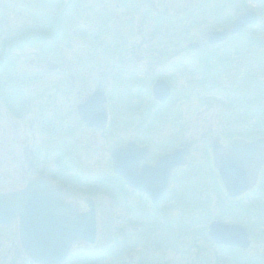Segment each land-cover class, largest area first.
<instances>
[{"label": "flooded vegetation", "instance_id": "obj_1", "mask_svg": "<svg viewBox=\"0 0 264 264\" xmlns=\"http://www.w3.org/2000/svg\"><path fill=\"white\" fill-rule=\"evenodd\" d=\"M235 1L238 0L229 2L235 4ZM252 1L258 7L257 10L253 8L258 15V24L264 26V0ZM64 2L65 0L63 2L59 0L58 4ZM206 2L208 4L204 9L208 10L206 21L214 24L208 32L207 43L210 46H218L236 37H241L251 27L258 25H247L223 40L211 41V34L230 28L237 16L247 8L243 11L239 10L234 17L230 16L227 23L216 26V20L220 19V10H223L224 0L217 1L218 4L221 3L217 11L214 9V3L211 5L208 0L202 2L201 9L204 8ZM78 3V0H69L64 3V12L60 17L61 26L67 23L69 15L77 13ZM250 37L254 35L247 36V39H240L238 47H257L259 39L253 41ZM88 40L85 42L94 46L96 45L93 43L96 42L98 46L104 43L103 40L96 39V35ZM4 41L5 45L3 41L0 42V264H3L2 259L7 261V258L10 259L11 264H37L33 263L28 255L20 234H56V231H52L51 225H48L43 233L26 231L21 226L20 222L24 221L26 212L24 205L30 202L32 204L47 203L46 219L52 217L55 221L66 220L67 206L73 211L86 213L90 210L89 203H91L95 207L101 227L105 219L107 223L112 222L108 234L100 233L95 242L75 243L65 264H94L92 261H96V264H106L103 262L106 259L114 260L112 264H202L198 262L204 258L207 259L208 264H251L246 259L243 263H237L235 260L234 262L228 261L232 256L229 252L244 247L227 243L232 237L229 232L216 235L220 242L211 238L209 227L214 220H211L208 210L204 215L203 230L199 234L161 232L162 215L165 214L164 216L168 217L167 213L178 204L177 190L182 184V181L179 183L178 175L192 163L193 150L191 151V146L188 144L191 141L176 136L167 139L159 136L161 131H158V128H161L165 121L162 119L161 110L172 98L164 102L155 99L153 92L155 84L161 80L160 77L157 76L152 84V81L144 79L142 74L139 75L140 79L133 80L127 74L125 75L126 70L123 72L114 70L106 74H110L107 81L109 86L101 87L98 79L99 76L104 75L103 71H88L91 69L88 63L85 69H82V62L75 59L73 55L63 53L67 47L72 46L71 38L66 37L23 41L26 46L36 47L35 52L38 48L39 52L34 54V58L46 61H48L46 58L49 59L51 71L33 70V72L31 68L26 71H15L13 63L18 61V58L16 59V55H13V51L19 43L15 40ZM145 41L155 42V39L140 40L139 47L134 39H112L111 46L122 47L133 42V53L138 54ZM25 44L21 45L25 46ZM201 46L200 43L187 45L189 58H191L188 59L187 70L190 77L194 79L195 75L199 74L196 67L198 68V64L204 62L205 59L195 57ZM117 50L113 48V52ZM237 51L235 53H238ZM234 55L237 56V54ZM136 57L140 60L145 56L138 54ZM209 60L219 61V63L226 62L223 58ZM175 70L177 69L170 71L174 73ZM143 71L146 72L147 69ZM49 73H56L58 81L53 82L48 77ZM132 80L133 84H131ZM142 80L144 82H141ZM150 83L152 85L149 88ZM36 84L45 86L44 90L39 89V94L35 89ZM56 85L54 93L52 89ZM140 95L143 96L141 104L137 106L134 102L135 107L130 108V97L132 96L134 100ZM146 96H151L156 104L155 117L150 121L146 120L145 112H140L144 110L141 107ZM132 111L137 112L139 117L136 113L137 119L133 118L134 123L129 126L132 123L129 120ZM260 131L261 133H255V131L246 130L236 137L254 141L264 137V131L262 129ZM185 146H189L190 149V154L186 158V166L177 167L171 172L169 190L164 199H158L160 201L154 202L146 193L147 191L140 192L130 187L125 179L115 173L114 157H120V154H117L120 149H123V155L126 158L123 163L125 171L123 168L121 170L141 174L147 165L153 167L162 156L185 148ZM92 159H96L94 166ZM100 163H104L105 166L98 167ZM263 170L264 166L260 169L253 188L234 197H240V200L235 202L238 205L232 206L233 210H230V213L225 212L228 209L219 210L222 213H220V220L243 224L240 221L242 215L238 211L258 202L253 196L257 195V191H264ZM104 172L105 174L99 176V173ZM109 173L113 180L122 182L120 189L126 190V194L115 189L113 182L112 184L105 182ZM142 178L143 180L148 178L155 180L157 189L163 184L160 174L155 177L142 176ZM37 179L39 182L34 184L33 182ZM128 181L132 185L133 181ZM104 196L108 199L107 206L110 207V215L103 217L100 198ZM21 199L23 203L18 205ZM137 200L141 201L140 206L146 205L144 209L140 208L138 215L135 212ZM154 211L157 214H154ZM31 212H34V207ZM262 215L256 220L257 231L253 232L245 225L249 229L250 243L254 242L256 245L264 242V213ZM116 217L119 223L124 225L120 230L121 234L116 230ZM136 218L144 222L143 226L146 225L147 232L150 233L153 226L158 227L157 232L139 233V228L130 225ZM232 234L239 239L237 243L243 242L244 239L248 241L243 232ZM261 253L263 254L264 251ZM258 261L259 259L252 264H259Z\"/></svg>", "mask_w": 264, "mask_h": 264}, {"label": "rangeland", "instance_id": "obj_2", "mask_svg": "<svg viewBox=\"0 0 264 264\" xmlns=\"http://www.w3.org/2000/svg\"><path fill=\"white\" fill-rule=\"evenodd\" d=\"M68 1L65 0V2ZM78 1L77 13L69 15L67 23L61 26V30L54 38H71L72 46L67 47L63 53L73 55L75 59L82 62V69H85L88 63L91 65L88 71L104 72V75L99 76L98 79L101 87L109 86L107 81L110 74H106L114 70L115 72L126 70L125 75L127 74L133 80L140 79L139 75L142 74L143 78L147 81L151 80L152 84L157 76L164 77L171 85L173 84V96L169 97V99L172 97L170 102L161 110L162 119L165 121L161 128H158V131H161L159 136L165 139L176 136L191 141L188 144L193 152L192 163L178 175L179 183L182 181L176 196L178 204L167 213L168 217L164 216L165 214L162 215L161 232L201 233L207 210L210 212L211 220L220 219L222 213L219 210L231 206L228 211H225L229 213L233 210L232 205H238L235 202L240 200V197L232 198L229 192L225 195V185L220 184L223 180L213 165L214 157L210 140L219 138L221 143L227 144L231 138L241 135L246 130L255 131V133H261V129L264 131V26L258 24L243 33L241 37L218 46H210L207 43L208 32L214 24L206 21L208 10L204 9L208 5L207 2L201 9L204 0ZM208 1L211 5L214 3L216 11L221 5V3L218 4V0ZM229 1L224 0L223 10H220V19L216 20V26L227 23L229 17H234L239 10L243 11L249 7L258 9L252 0H238L235 4ZM58 2L59 0H0V42L3 41L5 45L4 40H10L19 35L26 27L33 26V30L42 28L46 30L51 25H58L57 16L63 15L65 7V2L61 3L62 5ZM199 2L201 3L198 4ZM69 6L71 7V4ZM258 12L262 16L261 12ZM252 34L254 37H250V40L259 39L257 47H238L240 39H247V36ZM94 35L96 39L104 41L102 46H98L97 42L93 43L96 46L85 42ZM112 39H134L138 47L140 40L155 39V42H142L144 44L138 54L145 57L138 60L136 57L138 54L133 53V42L122 47H112ZM23 41L25 40L19 41V45L13 51V55H16V59L18 58V61L13 63V69L26 71L31 68L32 71H51L49 59L46 58L48 60L46 61L34 58V54L39 52L38 48L35 52L36 47L26 46ZM190 43H200L202 46L195 57L205 58L204 62H198L196 70L199 74L195 75V79L190 77L187 70L188 59H191L187 49ZM113 48L119 50L113 52ZM236 50L238 53H235ZM217 58H223L226 62L209 60ZM144 69L147 71L144 72ZM174 69H177L174 73L170 71ZM48 77L53 82L58 81L56 73H49ZM133 80L131 84L134 83ZM152 84L150 83L149 88ZM44 88L43 84L35 85L37 94L40 93L39 89L44 90ZM56 88L57 85L53 87L52 92L55 93ZM136 97L137 99L134 100L132 96L130 97V108L135 107L134 102L137 106L141 104L143 96ZM155 107L156 104L151 96H146L141 107L144 110L140 112H145L146 120L150 121L155 117ZM136 113L131 112L129 120L132 123L129 126H132L134 119H137ZM137 116L139 117L138 113ZM248 126L250 128H247ZM92 163L94 166L96 159H92ZM103 166H105L104 163L98 164V167ZM101 174L105 172L99 173V176ZM184 179L186 180L183 181ZM105 182L110 184L113 182L115 189L126 194V190L120 189L122 182L113 180L111 173L108 174ZM253 198L258 202L238 212L242 215L239 214L240 221L255 232L258 230L256 220L264 213V191H257V195ZM107 200L106 196L100 198L103 217L110 215ZM140 205L141 201L137 200V205L135 204L137 215L140 208L144 209L146 206ZM121 212L124 213L122 210ZM154 214L157 213L154 211ZM117 220L116 217V230L121 234L120 230L124 225ZM111 224L112 222L107 223L106 219L103 221L101 229L103 234H108ZM130 225L139 228V233L148 230L145 228L146 225L143 226L144 222L137 218ZM157 230L158 227L153 226L150 233H147L153 234ZM263 244L264 242L257 245L251 242L244 248L229 252L232 256L228 261L235 260L237 263H243L246 259L252 264L259 259V264H264V253H261L264 251ZM2 262L11 264L9 258L7 261L2 259ZM92 262L96 264V261ZM103 262L112 264L115 261L106 259ZM198 263L208 264L206 258L199 260Z\"/></svg>", "mask_w": 264, "mask_h": 264}, {"label": "water", "instance_id": "obj_3", "mask_svg": "<svg viewBox=\"0 0 264 264\" xmlns=\"http://www.w3.org/2000/svg\"><path fill=\"white\" fill-rule=\"evenodd\" d=\"M257 14L252 10H247L241 14L234 22L233 27L220 33L211 34V41H219L225 39L229 34L240 31L247 24L257 22ZM155 97L164 102L169 94L170 87L160 81L154 88ZM160 91V93H158ZM133 145V144H132ZM213 147V155L219 172L226 184L228 192L235 196L249 190L264 164V138L257 139L253 142H247L240 139L233 140L228 145H222L218 139L211 140ZM240 146V147H237ZM119 158H115V171L127 180H132V184L142 191H147L154 201L164 197L166 194L171 172L178 165H184L186 157L189 153L187 148L179 149L172 154L163 156L153 167H144L141 174L124 172L125 165L123 163L126 158L123 155V149L117 151ZM130 155V154H129ZM249 162V165H248ZM124 169L121 170V169ZM160 174L163 184L157 189V182L153 179L143 180L142 176H158ZM37 179L34 184L38 183ZM32 183V184H33ZM31 184V185H32ZM26 200V198H25ZM37 199H35L36 201ZM18 205L23 203V199ZM34 207V212L31 209ZM90 210L86 213L73 211L67 206L66 220L58 219L55 221L52 217L46 219L48 204L32 202L25 204L24 221L20 222L26 231L34 233H43L47 230V226L51 225L52 231L56 234H20V239L31 257L32 262L37 264H63L65 263L71 252L72 245L76 242H95L100 233V224L95 207L89 203ZM29 210V212L27 211ZM29 219L27 220V217ZM211 236L217 242V234L221 232H229L232 237L228 239L229 244L235 246L246 247L250 244L248 231L239 225L225 224L221 222H213L210 227ZM243 232L246 239L241 243H237L239 239L232 233ZM61 243V245H58Z\"/></svg>", "mask_w": 264, "mask_h": 264}, {"label": "trees", "instance_id": "obj_4", "mask_svg": "<svg viewBox=\"0 0 264 264\" xmlns=\"http://www.w3.org/2000/svg\"><path fill=\"white\" fill-rule=\"evenodd\" d=\"M60 17L61 15L57 16V21H59L58 25H51L48 29H34L33 26L31 28H24L23 31L19 34L16 35L15 37L11 38L10 40H15V41H22V40H37V39H45V38H54L56 33L60 30L61 24H60ZM49 30V31H48ZM49 32V33H48ZM32 33V34H30ZM49 36V37H48Z\"/></svg>", "mask_w": 264, "mask_h": 264}, {"label": "bare ground", "instance_id": "obj_5", "mask_svg": "<svg viewBox=\"0 0 264 264\" xmlns=\"http://www.w3.org/2000/svg\"><path fill=\"white\" fill-rule=\"evenodd\" d=\"M237 147H240V146L237 145ZM248 165H249V162H248ZM146 178H147V177H145V179H146ZM99 228H100V233L102 234V233H103V231H101L102 227L99 226ZM67 261H68V260H67ZM67 261H66V262H67ZM66 262H65V263H66ZM65 263H63V264H65Z\"/></svg>", "mask_w": 264, "mask_h": 264}]
</instances>
